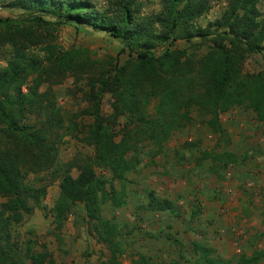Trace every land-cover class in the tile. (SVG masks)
Listing matches in <instances>:
<instances>
[{"label": "trees", "instance_id": "trees-1", "mask_svg": "<svg viewBox=\"0 0 264 264\" xmlns=\"http://www.w3.org/2000/svg\"><path fill=\"white\" fill-rule=\"evenodd\" d=\"M211 1L160 0L161 9L143 17L139 0H106L104 9H98L91 0H10V6L27 10L25 20L36 27L16 26L15 33H11L15 21L0 17V24L10 28L0 36V42L11 46V56L0 67V264L53 262L44 244L35 250L30 240L23 245L12 240V229L24 214L33 212L29 201L39 205L45 195L47 183L35 187L27 182V175L53 165L54 138L64 128L57 109L43 106L44 98L37 90L42 74L47 73L43 68L45 60L27 54L25 45L16 37L24 35L38 44L44 40L36 36L38 28L44 26L49 32L48 25L70 23L106 32L128 51L122 63L112 58L108 67H99L97 72L92 71L82 51L64 50L52 42L46 45L45 58L49 70L57 76L69 72L81 78L87 73L84 95L88 107L84 113L93 118L87 142L94 154L67 163L59 194L50 208L52 222L55 229L62 228L71 207L81 203L89 232L110 251L109 263L121 264V230L115 220L103 216L102 204L110 201L121 207L126 202L123 182L138 162L135 154L142 139L153 141L159 151L170 132L190 120L193 106L212 116L215 132L222 131L220 113L234 106L251 110L257 120L264 121V69L255 73L242 71L248 54H264L259 0H227L219 18L197 25L195 21L208 11ZM193 37L208 41L202 54L190 55L185 47L174 46L178 39L191 42ZM32 74L36 76L23 91V84ZM107 92L113 97L112 112L103 115L101 100ZM152 97L156 102L149 112ZM40 114L46 117L31 121V115ZM120 117L124 122L115 129ZM130 152L132 156H128ZM218 157L222 159L224 155ZM73 166L78 169L76 176L70 173ZM96 167L107 168L121 187L99 175ZM146 199L147 210L179 216L173 201L153 191ZM194 248L202 264H230L213 256L209 247L195 242ZM262 254L253 250L249 256H240L236 264H255ZM141 259L131 264H142Z\"/></svg>", "mask_w": 264, "mask_h": 264}, {"label": "rangeland", "instance_id": "rangeland-1", "mask_svg": "<svg viewBox=\"0 0 264 264\" xmlns=\"http://www.w3.org/2000/svg\"><path fill=\"white\" fill-rule=\"evenodd\" d=\"M91 1L98 9L106 7V0ZM139 1L142 3L140 16L161 9L160 0ZM9 3L10 0L0 1V17L15 21L10 27L11 33H15L16 26L21 29L36 27L25 20L27 10ZM226 6L227 0H212L208 11L195 23L204 26L219 18ZM257 6L259 19L264 22V0H259ZM47 27L49 32L44 26L36 30V36L44 38L38 44L24 35L15 37L25 45L27 54L45 60L43 68L47 73L42 74L37 90L44 98L43 106L57 109L64 128H60V136L54 138L53 165L27 175L28 183L35 187L47 183V190L39 205L29 201L33 204V212L24 214L22 221L15 224L12 240L21 245L30 240L35 250L42 249L44 244L53 260L45 264H111L110 251L89 232L81 203L71 207L62 228L55 229L52 222L50 208L59 194L61 174L67 163L79 162L94 154L92 145L87 142L93 118L84 113L88 107L84 95L88 88L87 73L81 78L69 72L55 75L47 66L46 45L52 42L64 50L82 51L92 71L96 72L99 67H108L112 58L122 63L128 51L122 42L106 32L87 26L66 23ZM10 28L0 24V36ZM207 44L208 41L193 37L191 42L178 39L174 46L185 47L190 55L196 56L206 50ZM10 56L11 46L0 42V67L6 65ZM263 69V53L246 56L242 66L244 73ZM35 76H28L23 91H27ZM112 100L109 92L103 95V115L112 112ZM149 102L148 111L151 112L156 99L152 97ZM45 117V114L31 115V121ZM123 122L122 117L117 119L115 129ZM213 122L207 111L193 106L190 120L172 130L159 151L150 140L142 139L137 145L138 162L123 182L126 202L121 207L110 201L102 204L103 216L115 220L121 230L119 239L123 253L118 258L121 264H131L140 257L142 264H202L198 261L195 242L211 248L213 256L230 264H236L240 256H249L253 250L261 251V259L255 264H264V121L257 120L253 111L234 106L220 113L221 132L213 130ZM220 155L224 157L221 159ZM95 169L117 188L121 187V182L113 179L107 168ZM70 173L76 176L78 169L73 166ZM150 191L173 201L179 216L168 211L147 210L145 203Z\"/></svg>", "mask_w": 264, "mask_h": 264}]
</instances>
